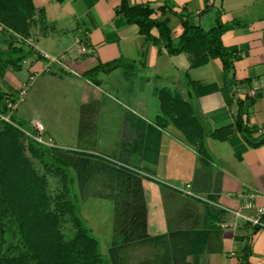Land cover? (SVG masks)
<instances>
[{
	"label": "crops",
	"instance_id": "1",
	"mask_svg": "<svg viewBox=\"0 0 264 264\" xmlns=\"http://www.w3.org/2000/svg\"><path fill=\"white\" fill-rule=\"evenodd\" d=\"M32 1L29 85L66 105L72 90L75 146L51 144L104 264H264V227L250 220L264 208V0H128L155 11L174 48L184 22L205 33L221 23L238 57L228 73L152 44L122 0ZM173 103L196 124H177ZM49 122L32 130L50 135Z\"/></svg>",
	"mask_w": 264,
	"mask_h": 264
},
{
	"label": "trees",
	"instance_id": "2",
	"mask_svg": "<svg viewBox=\"0 0 264 264\" xmlns=\"http://www.w3.org/2000/svg\"><path fill=\"white\" fill-rule=\"evenodd\" d=\"M119 13L128 23L139 25L141 33L147 36L152 44H164L172 55L185 52L194 67L201 66L210 59H220L225 72L228 73L234 60L238 59L236 55L227 53L222 45L221 34L226 27L221 23L205 33L184 22L180 44L178 48H174L167 24L153 18V9L131 6L128 0H122ZM35 16L32 0H0V24L5 29V40L8 41L7 49L0 48V80L6 77L8 71L21 70L22 63L31 55L32 50H26L23 45L18 46L17 40L30 38ZM152 30H157L158 36H152ZM14 53L15 56H12ZM96 72L89 71L84 76L89 79ZM17 99L0 90V111L5 115L13 114L6 101L16 103ZM189 109L183 113V105L173 103L167 113L175 118L177 124L184 125L186 122L192 126L197 121L193 110ZM244 111L241 107L237 127L245 132L242 120ZM12 121L24 128L13 116ZM32 133L37 134L34 131ZM24 138V134L15 127L0 121V264H104L98 241L77 216L72 201L70 179L61 167H55L54 171L62 179L61 196L58 197L55 211H48L46 185L36 175L29 160L24 157L21 148ZM27 139L29 149L35 157L43 158L47 155V149L42 144L31 137ZM67 211L74 214L75 226L78 228L77 241L71 244L72 246L64 243L63 236L58 231L61 218ZM38 237L48 239L49 245L45 249L33 250L32 240ZM69 247L77 248V254L70 252Z\"/></svg>",
	"mask_w": 264,
	"mask_h": 264
},
{
	"label": "rangeland",
	"instance_id": "3",
	"mask_svg": "<svg viewBox=\"0 0 264 264\" xmlns=\"http://www.w3.org/2000/svg\"><path fill=\"white\" fill-rule=\"evenodd\" d=\"M4 27L0 24V48L7 49V40H5ZM37 38V37H36ZM17 45L25 47H30V40H23L19 38L17 40ZM41 48V46H40ZM15 56V53L12 55ZM19 57V56H18ZM22 69L19 71H10L8 76L4 77L0 80V90L7 94L13 96V99L19 98L20 92H24L23 101L18 103L16 109L12 111L13 114L5 115L0 111V121L8 123L15 127L17 130L24 134V139L21 141L23 147H21L24 151L25 159H28L30 165L36 175L45 182L46 187V195L49 198V209L48 211L53 213L55 211V207L58 205V200L62 191V179L55 174V169L57 167H61L63 170H66L61 163V161L56 158L54 153V147L51 144L52 141L55 142L58 146L65 144V146H75L74 145V123L75 119L73 117V99L70 96L72 90L65 89L66 94H68L69 105L65 104L64 97L59 94V91L56 88L52 90L49 88V92L43 88V85L39 83H35L29 85L30 73L28 72L27 59L22 63ZM43 80H41L42 82ZM51 90V91H50ZM56 90V91H55ZM64 92V94H65ZM18 100V99H17ZM28 115H34L36 119L44 124L50 123L51 121L54 125L56 124V128L50 130V135L46 133L43 135V139L52 146L43 145L45 149H47V155L43 158L35 157L29 149V138L27 131L32 130V123L30 119H27ZM12 116L14 120L23 125L24 128L20 127L17 123L12 121ZM6 118L9 121L3 119ZM73 117V118H72ZM57 121V123H56ZM34 129V128H33ZM37 141V140H36ZM50 141V142H49ZM38 142V141H37ZM39 143V142H38ZM41 144V143H40ZM56 167V168H55ZM69 173L70 172H66ZM71 176V175H70ZM71 188V186H70ZM76 204V203H75ZM77 210V209H76ZM74 214L67 211L65 216L59 223V233L63 236L64 243L66 245L72 246L74 242L77 240L78 236V228L75 226V217ZM78 216V215H77ZM97 221V219H93ZM84 226L87 228L91 227V222L85 220ZM94 236L98 238V236L94 233ZM49 245L48 239L44 237L33 238L31 246L33 250L45 249ZM75 247V246H74ZM69 247V251L77 254V248ZM70 249H73L72 251ZM100 251L103 252L102 246L100 247Z\"/></svg>",
	"mask_w": 264,
	"mask_h": 264
},
{
	"label": "built area",
	"instance_id": "4",
	"mask_svg": "<svg viewBox=\"0 0 264 264\" xmlns=\"http://www.w3.org/2000/svg\"><path fill=\"white\" fill-rule=\"evenodd\" d=\"M23 97H24V92H20L19 98L16 101V103H13L11 100H7L6 101L7 107L11 111L15 110L17 104L23 101ZM3 119L9 121L8 119H6L4 117H3ZM35 130L37 131V134H33L31 131H27L28 136L31 137V138H33V139H35V140H37L41 144L52 146V145H50L49 143H47L43 139L42 136H43L44 128H43V126L41 124H37L35 126ZM188 194H190V192H188ZM250 198L253 201V199L255 198V196L254 195H250ZM252 201L246 204L247 208L254 209V204H253ZM216 207H219V206L216 205ZM237 214H239V213H237ZM263 219H264V208H258V209H256V215L254 217H252L250 220H251V222L255 226H259L261 228V227H264V221H263Z\"/></svg>",
	"mask_w": 264,
	"mask_h": 264
}]
</instances>
